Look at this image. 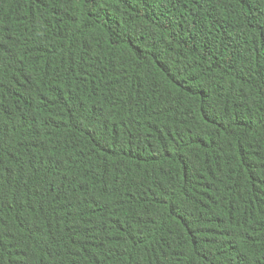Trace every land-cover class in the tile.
<instances>
[{
    "label": "trees",
    "instance_id": "16d2710c",
    "mask_svg": "<svg viewBox=\"0 0 264 264\" xmlns=\"http://www.w3.org/2000/svg\"><path fill=\"white\" fill-rule=\"evenodd\" d=\"M0 264H264V0H0Z\"/></svg>",
    "mask_w": 264,
    "mask_h": 264
},
{
    "label": "bare ground",
    "instance_id": "6f19581e",
    "mask_svg": "<svg viewBox=\"0 0 264 264\" xmlns=\"http://www.w3.org/2000/svg\"><path fill=\"white\" fill-rule=\"evenodd\" d=\"M47 145V144H46ZM61 152V151H60ZM97 174V173H96ZM156 177V176H155ZM162 177V176H161ZM160 178V177H159ZM152 180V179H151ZM155 180V179H154ZM140 185V184H139ZM109 221V220H108ZM107 223V222H106ZM113 238V237H112ZM121 242V241H120Z\"/></svg>",
    "mask_w": 264,
    "mask_h": 264
}]
</instances>
